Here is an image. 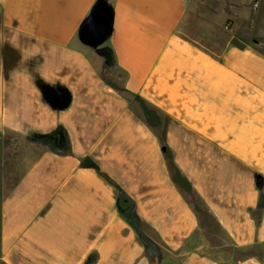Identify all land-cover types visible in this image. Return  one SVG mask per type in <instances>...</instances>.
<instances>
[{"label":"crops","instance_id":"crops-1","mask_svg":"<svg viewBox=\"0 0 264 264\" xmlns=\"http://www.w3.org/2000/svg\"><path fill=\"white\" fill-rule=\"evenodd\" d=\"M100 1L0 0V264H264V40L204 1L105 0L84 44ZM60 130L7 175L10 136Z\"/></svg>","mask_w":264,"mask_h":264},{"label":"rangeland","instance_id":"rangeland-1","mask_svg":"<svg viewBox=\"0 0 264 264\" xmlns=\"http://www.w3.org/2000/svg\"><path fill=\"white\" fill-rule=\"evenodd\" d=\"M199 1V0H198ZM206 4L209 3L210 8L215 12L226 11L227 17L221 19L222 30L226 33H232L234 27H243V31L248 30V25L254 23L257 5L259 0H200ZM252 31V30H251ZM248 32V31H247ZM11 139V140H10ZM10 141V142H9ZM9 141L6 142V171L7 175L15 180L18 176L22 175L23 172L30 166L36 155L39 153L40 148H45L37 143L31 141L29 136L13 135L9 137ZM48 149V148H45Z\"/></svg>","mask_w":264,"mask_h":264},{"label":"water","instance_id":"water-1","mask_svg":"<svg viewBox=\"0 0 264 264\" xmlns=\"http://www.w3.org/2000/svg\"><path fill=\"white\" fill-rule=\"evenodd\" d=\"M113 9L110 4L100 1L84 21L80 28L79 38L84 44L98 46L102 44L110 34L113 21ZM254 40H264V0H259L252 28ZM45 98L58 109L65 108L69 103V94L62 88L43 86Z\"/></svg>","mask_w":264,"mask_h":264},{"label":"trees","instance_id":"trees-1","mask_svg":"<svg viewBox=\"0 0 264 264\" xmlns=\"http://www.w3.org/2000/svg\"><path fill=\"white\" fill-rule=\"evenodd\" d=\"M98 4V3H97ZM96 4V5H97ZM31 141L38 145L48 148V150L61 152L67 149V137L63 130L56 131L47 135H31Z\"/></svg>","mask_w":264,"mask_h":264}]
</instances>
